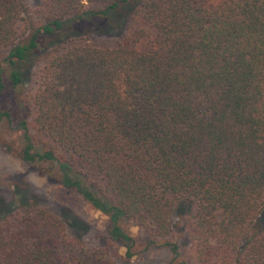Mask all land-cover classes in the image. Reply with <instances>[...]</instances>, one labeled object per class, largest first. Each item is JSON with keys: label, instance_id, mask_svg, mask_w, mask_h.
I'll return each mask as SVG.
<instances>
[{"label": "trees", "instance_id": "obj_1", "mask_svg": "<svg viewBox=\"0 0 264 264\" xmlns=\"http://www.w3.org/2000/svg\"><path fill=\"white\" fill-rule=\"evenodd\" d=\"M131 2L38 0L29 26L21 0H0V132L15 135L0 144L105 215L125 261L131 220L174 264L178 218L177 263L264 264V0ZM129 5L143 26L133 35L95 44L71 25L23 77L69 17ZM104 254L35 204L0 221V264H111Z\"/></svg>", "mask_w": 264, "mask_h": 264}, {"label": "rangeland", "instance_id": "obj_2", "mask_svg": "<svg viewBox=\"0 0 264 264\" xmlns=\"http://www.w3.org/2000/svg\"><path fill=\"white\" fill-rule=\"evenodd\" d=\"M28 8L26 22L29 26H35L42 22L33 10L38 5V0H21ZM137 0H132L133 4ZM95 6L97 4H94ZM128 9L120 8L114 15L105 19L95 18L83 21L69 17L64 30L54 36L39 38L38 46L32 53L33 60L29 65L21 64L19 70L26 78L36 70L35 59L42 61V56L55 43L68 35L69 27L76 29L75 35L87 38L95 44L112 45L127 34L133 35L142 24L132 16L129 17ZM116 21V23H114ZM117 24L116 26H114ZM107 25V27H106ZM116 27V28H115ZM67 32V33H66ZM125 34V35H124ZM136 49H144L145 41H137L132 44ZM6 49L0 48V59L5 55ZM28 85V84H27ZM30 87V85H29ZM32 88H30L28 93ZM29 130L33 133L32 123L28 121ZM8 132V131H7ZM10 132H0V135L9 139L15 135ZM20 204H35L41 208H47L52 214L60 217L65 225V231L69 238L76 240L88 249L102 250L105 260L111 264H173L170 262L172 254L165 246L148 244L150 236L144 233L134 222L127 220L123 227L133 238L132 255L126 261L123 256L124 249L119 243L110 240L106 236L107 218L99 211L91 207L79 195L59 187L48 181L44 175L38 173L22 162L14 152L0 144V221L5 215L13 211ZM178 218H174L172 232L169 240L178 243L180 258H184L188 243L179 231Z\"/></svg>", "mask_w": 264, "mask_h": 264}]
</instances>
